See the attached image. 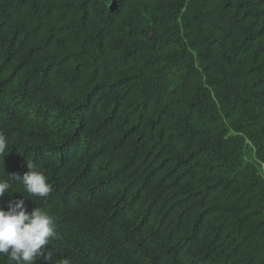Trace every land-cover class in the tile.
Returning <instances> with one entry per match:
<instances>
[{"label": "trees", "instance_id": "trees-1", "mask_svg": "<svg viewBox=\"0 0 264 264\" xmlns=\"http://www.w3.org/2000/svg\"><path fill=\"white\" fill-rule=\"evenodd\" d=\"M0 131L35 264H264V0H0Z\"/></svg>", "mask_w": 264, "mask_h": 264}, {"label": "clouds", "instance_id": "clouds-1", "mask_svg": "<svg viewBox=\"0 0 264 264\" xmlns=\"http://www.w3.org/2000/svg\"><path fill=\"white\" fill-rule=\"evenodd\" d=\"M10 151L6 135L0 131V159ZM27 169L22 175L8 173L7 180L0 179V197L5 193L10 197L6 209L0 206V259H6L7 264H35L41 257L50 260L52 252L46 251L45 246L57 235L55 219L46 209L36 206L29 211L24 198H11L14 192L26 194L31 200L33 197L43 199L50 194L52 186L47 176L34 164H27ZM10 181L22 184L23 190L10 192ZM58 264L72 262L64 257Z\"/></svg>", "mask_w": 264, "mask_h": 264}]
</instances>
